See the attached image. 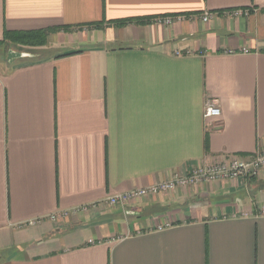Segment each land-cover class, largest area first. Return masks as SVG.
<instances>
[{"label": "crops", "instance_id": "0c3cea01", "mask_svg": "<svg viewBox=\"0 0 264 264\" xmlns=\"http://www.w3.org/2000/svg\"><path fill=\"white\" fill-rule=\"evenodd\" d=\"M54 28L0 65V264H264V169L27 225L263 149L264 0H0Z\"/></svg>", "mask_w": 264, "mask_h": 264}, {"label": "built area", "instance_id": "2783aa9c", "mask_svg": "<svg viewBox=\"0 0 264 264\" xmlns=\"http://www.w3.org/2000/svg\"><path fill=\"white\" fill-rule=\"evenodd\" d=\"M248 14L249 12L246 10H236L231 13V15L235 18L248 16ZM211 18L212 14L210 13H204L200 16V19L204 23H208ZM183 19L184 17L182 16H168L159 17L155 19V22L164 26H172L174 22L182 21ZM221 115L222 112L220 105L214 103L211 100H207L204 107V118L219 119ZM263 169L264 148L258 149L254 156L249 160H241L237 157H231L211 165L200 164L194 167L187 175L182 176L175 174L168 181L154 184L145 188L118 193L90 207H79L71 210L57 211L51 215H48L47 217H43L36 221H30L27 223V225L36 226L46 221L50 223H58L85 213L90 208H96L99 206L127 207L142 199H153L159 194L173 192L177 189L200 186L206 182L213 183L228 180L237 181L242 178H253L259 176ZM262 214L264 215V208L262 209ZM163 227V225H159L158 229L161 230Z\"/></svg>", "mask_w": 264, "mask_h": 264}, {"label": "trees", "instance_id": "16d2710c", "mask_svg": "<svg viewBox=\"0 0 264 264\" xmlns=\"http://www.w3.org/2000/svg\"><path fill=\"white\" fill-rule=\"evenodd\" d=\"M57 30H59V28L32 32L6 31L4 38L0 40V47H3L7 44L28 48L45 47L49 42L50 34L56 32Z\"/></svg>", "mask_w": 264, "mask_h": 264}, {"label": "rangeland", "instance_id": "374dc122", "mask_svg": "<svg viewBox=\"0 0 264 264\" xmlns=\"http://www.w3.org/2000/svg\"><path fill=\"white\" fill-rule=\"evenodd\" d=\"M35 48H28V47H22V46H15L13 44H7L3 47H0V65H5V68H8L10 66L7 65L8 57L13 56L15 54H29L32 57L28 58H22V59H17L13 63H21V62H27L31 60H36L39 58V55L42 57L41 53L39 50H34ZM52 52V51H50ZM28 55V56H29ZM5 70V69H2Z\"/></svg>", "mask_w": 264, "mask_h": 264}, {"label": "water", "instance_id": "95a60500", "mask_svg": "<svg viewBox=\"0 0 264 264\" xmlns=\"http://www.w3.org/2000/svg\"><path fill=\"white\" fill-rule=\"evenodd\" d=\"M29 55V54H28ZM27 54H15L13 56H9L8 57V62L9 63H13L15 60L17 59H22V58H28V57H32L31 55L28 56Z\"/></svg>", "mask_w": 264, "mask_h": 264}]
</instances>
